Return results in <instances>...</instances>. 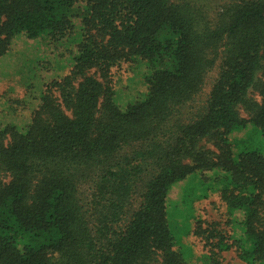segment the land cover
<instances>
[{
	"label": "trees",
	"instance_id": "obj_1",
	"mask_svg": "<svg viewBox=\"0 0 264 264\" xmlns=\"http://www.w3.org/2000/svg\"><path fill=\"white\" fill-rule=\"evenodd\" d=\"M17 36L63 68L0 110V264H264V154L231 139L264 137V0H0V56Z\"/></svg>",
	"mask_w": 264,
	"mask_h": 264
},
{
	"label": "rangeland",
	"instance_id": "obj_2",
	"mask_svg": "<svg viewBox=\"0 0 264 264\" xmlns=\"http://www.w3.org/2000/svg\"><path fill=\"white\" fill-rule=\"evenodd\" d=\"M58 57V58H57ZM58 55V51L53 50L50 46H47L45 42L40 40H29L24 36H17L12 40L10 49L6 54L0 56V110L7 108H14L15 112L7 114V117L1 115V119L4 121H9L14 119L16 122L20 121L21 115L27 116L29 111L22 106L17 105V101L24 100L28 93L32 90H38L39 94L43 88V85L51 81L63 68V62H61ZM38 65L37 74L31 76L30 81H28V76L30 70L33 66ZM50 65L51 71L48 72L43 67ZM43 68V69H42ZM126 66L120 69H112L114 74L113 84L116 86L115 102L121 106L127 102H121L119 95L123 99L129 95H134L129 97V101L135 99V84L140 88V92H144L141 88L142 81L129 74L125 73ZM136 78V79H135ZM139 79V80H138ZM139 81V82H138ZM138 82V83H137ZM26 84H32L30 87L26 88ZM135 86V87H134ZM11 90V91H10ZM247 96L253 98L256 101L260 100L257 92L251 87L248 89ZM8 101V104L6 103ZM37 104V100L34 101V106ZM238 116L244 121L249 120L250 116L248 112L244 109V106H239ZM244 138L248 148H253L259 150L264 154V137L262 135L252 132L250 124H247L246 130L241 133H235L232 135L231 139L238 140ZM205 147L212 148L210 142H203ZM216 152V150H213ZM181 184L175 185L169 194L171 201L177 200L180 194ZM219 206L218 198H212L210 201L200 202L196 204V209L201 213L205 214L204 217L208 215H214ZM184 212L188 211L187 209ZM183 214V215H184ZM172 220L180 221L186 224L184 219L179 217L178 213L174 209V214L172 215ZM181 218V220H179ZM178 238V235H177ZM196 250L198 248L196 247ZM223 264H245L240 261L232 251L223 253Z\"/></svg>",
	"mask_w": 264,
	"mask_h": 264
}]
</instances>
